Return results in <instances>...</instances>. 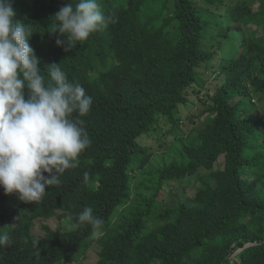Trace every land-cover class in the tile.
Segmentation results:
<instances>
[{"label":"trees","instance_id":"16d2710c","mask_svg":"<svg viewBox=\"0 0 264 264\" xmlns=\"http://www.w3.org/2000/svg\"><path fill=\"white\" fill-rule=\"evenodd\" d=\"M69 2L13 7L32 26L45 83L60 64L93 98L79 118L91 144L40 202L0 187V231L10 237L0 264H80L93 244L90 264H264V0H98L112 22L66 52L56 43L66 37L50 31ZM201 70L219 82L200 100L195 141L162 143L171 160L157 166L138 139L161 119L179 129V106L204 87ZM188 179L191 196L160 201L164 184ZM86 207L103 220L99 236L77 223ZM39 219L58 222L32 236Z\"/></svg>","mask_w":264,"mask_h":264},{"label":"clouds","instance_id":"9594fccd","mask_svg":"<svg viewBox=\"0 0 264 264\" xmlns=\"http://www.w3.org/2000/svg\"><path fill=\"white\" fill-rule=\"evenodd\" d=\"M16 15L13 0H0V187L6 195L33 203L61 184L60 174L75 168L91 144L79 118L89 114L93 98L80 83L68 80L60 64L47 67L50 81L45 83L41 60L29 44L32 26ZM52 18L55 30L50 32L66 37L56 41L67 45L66 52L112 22L98 0H70ZM77 223L90 226L93 237L102 234L103 220L91 207ZM9 242V234L0 231V248Z\"/></svg>","mask_w":264,"mask_h":264},{"label":"rangeland","instance_id":"374dc122","mask_svg":"<svg viewBox=\"0 0 264 264\" xmlns=\"http://www.w3.org/2000/svg\"><path fill=\"white\" fill-rule=\"evenodd\" d=\"M256 7V5H254ZM202 76L204 78V87L198 95L192 92L188 95V102L186 105L179 106V112L177 116L181 117L179 129L170 131L171 124L165 119H161L158 126L146 135H141L139 141L141 140L142 145H147L151 151H153L152 162L157 166H162L164 163H168L171 160V155L166 153L161 147L162 143H169L175 139V137H180V141L194 142V136L196 135V128L200 127V117L198 113L203 109V103L200 100L209 101V96L214 93L216 85L219 79L216 78L215 74L210 70H201ZM191 91V90H190ZM173 142V141H172ZM142 177L141 174L134 176L132 183L131 199L133 200L137 196L139 188H135L136 182ZM194 179H188L187 181H182L181 183L177 181H170V184H164L162 192L158 196L160 201L164 204H174L179 198H186L192 195L194 192L193 188ZM146 195H150V191H145ZM128 205V204H127ZM121 210V209H120ZM119 210V212H120ZM58 222V219L50 220H35L32 225L31 235L32 236H44L46 233L43 229V224H49L54 226ZM80 264H90L95 260V245L88 248L84 255L79 257Z\"/></svg>","mask_w":264,"mask_h":264}]
</instances>
